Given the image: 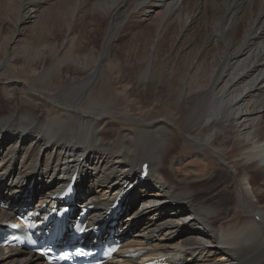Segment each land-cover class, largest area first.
<instances>
[{
	"label": "bare ground",
	"instance_id": "bare-ground-1",
	"mask_svg": "<svg viewBox=\"0 0 264 264\" xmlns=\"http://www.w3.org/2000/svg\"><path fill=\"white\" fill-rule=\"evenodd\" d=\"M0 1L8 24L0 23V90L10 89L9 102L0 98L1 199L33 177L35 188L52 193L75 171L108 199L136 182L141 206L153 212L125 219L133 239L156 235L155 251L186 255L181 264H264V190L250 198L225 170L228 211L157 169L181 142L230 169L225 155L234 146V166L253 168L252 178L239 177L244 189L264 178V0ZM16 65L32 72L31 82L7 81ZM117 75L134 83L132 106L169 99L175 115L116 111ZM0 264L40 263L0 250Z\"/></svg>",
	"mask_w": 264,
	"mask_h": 264
},
{
	"label": "rangeland",
	"instance_id": "rangeland-1",
	"mask_svg": "<svg viewBox=\"0 0 264 264\" xmlns=\"http://www.w3.org/2000/svg\"><path fill=\"white\" fill-rule=\"evenodd\" d=\"M2 5L3 4H0V6H2ZM1 8L3 9V7H1ZM0 23L3 26L8 25L7 21H4V20H2V22L0 20ZM149 23H151V22H149ZM20 68H22V65H16V71L12 68H11V70L9 69V71H8L9 77L8 78H12V79H7V81L16 79L18 81L23 80L25 82H31L32 78L34 77V76H32V72H30L28 69H24V71H22V69H20ZM117 76H118L117 82H116V80H114L113 86H112V88L117 93L116 94L117 97H119V98H117L116 105L114 107L116 111H122L123 109L124 110L131 109L130 112L132 113V115L134 117H137V118L138 117L146 118L152 113H156L157 115L164 117V118L170 114L175 115L176 111H174L172 106L170 105L171 102L169 101V99L163 105H162L161 101L159 103L156 102L157 100H155L156 98L154 97V98H150V105H148L149 107L147 106V108H142L139 105L132 106L130 104V101H128L127 91L129 92L131 90V88L134 86V83L131 80V77H130V79H129V77L127 79L126 75H124V76L123 75H117ZM64 86H65V84L64 85L62 84L61 87H57V85H53L51 87H48V89L50 91H58V89H60ZM9 90H10L9 87L6 85L2 86V91L0 90V98L3 97L5 103L9 102V94H8ZM19 98L22 100V99H24V96L20 94ZM262 116L264 119V112L262 113ZM107 130H110L109 127L107 128ZM177 137L180 138V136H178V135H177ZM178 145H180V147ZM173 146L174 145H172V148H171L172 149V152L170 154L171 157L169 156L167 159H165L166 161L163 160L164 162L159 163L157 169H158V171H160V173H162V171H163L162 174L166 175L168 178H170L168 176V174H169L175 180L180 181L181 183H192L195 190L198 192V196H201L199 198H201V199L206 198L205 200H207V198L210 197V198H208V200H210L211 202H219L220 204L224 203L223 205H221V207L223 209L228 210V211L232 210V208L234 207L232 204V202H233L232 198L233 197L231 195V191L227 188L231 184L230 178H229L230 173L225 171V170H228L230 172L231 169H232L231 173H233V177H235L239 180V183H240L241 187L243 188V190L245 191L246 195H249L250 198L254 197L253 193L255 192V190H257V188L258 189L261 188L262 190L261 189L257 190V192L255 193L256 196L258 195L257 197L259 198L260 194H262V191L264 190V178L260 177L259 179H257L255 181V183H252L251 185L253 188H251V185L250 186L247 185V190L244 189L245 185L242 183V181L240 182V179L242 176L246 177L248 179L252 175L253 168L252 169H250V167L249 168H246V167L243 168L239 165L234 166V163H236L235 161L240 162V160H239L240 156H239V158L237 157L238 152H237V150H235L236 147L231 146L227 150V153L225 155V164L228 168L231 167L230 169H227V168L220 166V164L215 159L210 158V156H205V159L200 158L199 156L196 155L197 151L195 149H189V148L187 149L185 144L182 142L180 144H176V146H174L175 148ZM169 161H172L174 164H171V162H169ZM239 177H240V179H239ZM251 178H252V176H251ZM105 193L106 192H102L101 189H97L95 191V195L99 196L101 198ZM258 202L260 203L259 206L264 210V199H260ZM231 205H232V207H230ZM226 206H228V207H226ZM138 208H140V204L137 207V209ZM152 208L153 207L147 208L146 211L147 212H153ZM236 217H237V215H236ZM223 218H225V217L223 216ZM231 220H232V217L231 218L228 217L227 219H223L221 221H224L223 224H229V222H231ZM177 256H179V255H177ZM216 260H218V259H216ZM188 261H190V260H188Z\"/></svg>",
	"mask_w": 264,
	"mask_h": 264
}]
</instances>
